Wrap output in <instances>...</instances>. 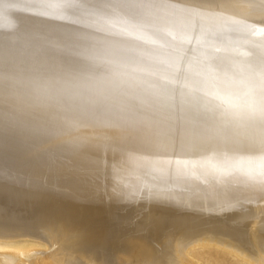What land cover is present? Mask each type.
Returning a JSON list of instances; mask_svg holds the SVG:
<instances>
[{"label": "bare ground", "instance_id": "obj_1", "mask_svg": "<svg viewBox=\"0 0 264 264\" xmlns=\"http://www.w3.org/2000/svg\"><path fill=\"white\" fill-rule=\"evenodd\" d=\"M100 1L165 40L102 87L86 40L116 20L0 0V264H264V0Z\"/></svg>", "mask_w": 264, "mask_h": 264}, {"label": "rangeland", "instance_id": "obj_2", "mask_svg": "<svg viewBox=\"0 0 264 264\" xmlns=\"http://www.w3.org/2000/svg\"><path fill=\"white\" fill-rule=\"evenodd\" d=\"M61 1V2H60ZM68 1V3H65V1L64 0H56V2H55V0H48V2H49V4H51V6H53V9H57V12H60V11H63V10H68V11H71V10H73V8H74V10L76 9V8H79V7H82L83 9V13H82V19H83V21L88 25V24H92V22L94 23V21L95 22H97L96 20H94V16H96L97 14L98 15H100V13L102 14V13H104L105 15L106 14H108V15H110L109 16V18H107L108 19V21L109 20H112V19H114V20H116L118 23V25H111V27H109L108 26V28H103V29H101V30H97V34H92L91 35V39H92V41L91 40H86V41H88V42H86V44H88L92 49L94 48V50H98L99 52H100V50L102 51V54H103V58L100 60V61H97L95 64H94V66L93 67H95V68H91V78L94 76V77H98V78H94V80L96 81L95 83H96V85H98L99 83H100V86L102 85H105L104 83H105V80H106V77L108 78V76L109 75H111L112 73H113V68H114V63L115 62H113V59L115 58V56H116V54H118V53H127V52H131V50L132 51H134L136 48L137 49H145V48H151V47H153L152 45H154L155 44V46H157V45H159V43H160V41H163V40H161L162 39V33H163V37H164V30H161V29H159L160 27H161V23L160 22H158V21H156L155 20V22H153V23H149L150 22V19H145V20H143V18H144V16L143 17H141L142 15H144V14H153V13H155V15L156 16H159V15H162V14H164L163 12H161V11H156V10H154V9H146V8H142V6H139V5H137V7L135 6V7H132L133 9H131L132 11H135V12H137V14H135V13H130V14H127V15H125V16H121V15H123L124 13V9H123V12H122V14L121 15H118V16H114L116 13H113V14H111V13H108L107 11H105L104 9L105 8H101V6L102 7H104L103 6V4H102V2L100 1V0H66V2ZM89 1V3H87ZM62 2H63V4H62ZM75 2H76V4H75ZM55 3V4H54ZM78 3V4H77ZM80 3V4H79ZM94 3V5H96V6H94V5H92ZM68 4V5H67ZM72 4V5H71ZM75 4V5H74ZM98 4H100V5H98ZM91 7H90V6ZM61 8H60V7ZM64 6V7H63ZM66 6H68V7H66ZM70 6V7H69ZM92 6H94V8L92 7ZM67 9H66V8ZM91 9H90V8ZM96 7V8H95ZM94 9V10H93ZM119 8H117V9H115V11L116 10H118ZM139 9V10H138ZM91 10H93L92 11V13H91ZM98 10H100L99 11V13H98ZM122 10V9H121ZM103 11V12H102ZM119 11H120V9H119ZM95 12V13H94ZM96 12H97V14H96ZM60 13H57V15H59ZM92 14V15H91ZM131 14H134L135 16L134 17H132L131 16ZM141 14V15H140ZM154 15V16H155ZM137 16V17H136ZM140 16V17H139ZM111 17V18H110ZM130 17H132V18H130ZM172 17H174V16H172ZM91 18H92V20H91ZM119 18H121V20L119 19ZM138 18V19H137ZM204 18V16L203 15H201V17L199 16V17H197L196 18V21L197 22H199L198 24L200 25H203L204 23H205V25H206V27L209 29H211V26H213L212 28H218V27H216V26H214V25H212L213 23H211L210 21L209 22H207L206 20H204L203 19ZM126 19V20H125ZM90 20H91V23H90ZM131 20V21H130ZM170 20V19H169ZM133 21V22H132ZM135 21V22H134ZM206 21V22H205ZM104 22V21H103ZM105 22L106 23H108L107 21H106V19H105ZM123 22V23H122ZM170 22H172V20H170ZM105 23V24H106ZM110 23V22H109ZM135 23V24H134ZM139 23V24H138ZM120 24H123V25H125L126 26V28H125V26H123L122 27V25H120ZM210 24V25H209ZM120 25V26H119ZM138 25V26H137ZM116 26H118V27H116ZM157 27V28H156ZM133 29L134 30V28L136 29V33H135V35H131V37L127 34V33H130V31H129V29ZM129 31V32H128ZM162 31V32H161ZM142 32H143V34H142ZM158 32V33H157ZM199 32V31H198ZM124 33V34H123ZM138 33V34H137ZM121 34H123L124 35V40H123V42H121V44H119L120 43V41H118V42H116V38L114 39V37H116V36H118V35H121ZM127 34V35H126ZM137 34V35H136ZM139 34H141V35H139ZM199 35H200V32L198 33ZM98 35V36H97ZM126 35V36H125ZM243 35L246 37L247 36V34H246V32H243ZM134 36V37H133ZM138 36H140V37H138ZM148 36V37H147ZM201 36V35H200ZM92 37H94V38H92ZM144 37V38H143ZM88 38H89V36H88ZM130 38H133V40H134V44H129L128 46L125 44V41H127V40H130ZM138 38V39H137ZM140 38V39H139ZM211 39H213V37H210ZM137 39V40H136ZM165 39H167L166 37H165ZM68 40V39H67ZM115 40V41H114ZM140 42H139V41ZM142 40V41H141ZM148 40L150 41L149 43H150V45H148L149 43H148ZM197 40V39H196ZM93 41H95V42H93ZM97 41V42H96ZM138 41V42H137ZM146 41H147V43H146ZM165 41V40H164ZM163 41V42H164ZM151 42L153 43V44H151ZM97 46V47H96ZM96 47V48H95ZM93 51V50H92ZM117 53H116V52ZM114 57V58H113ZM113 58V59H112ZM110 59H112V60H110ZM106 60V61H105ZM108 60H110L107 64L105 63V62H107ZM105 64H104V63ZM99 63V64H98ZM103 65V66H102ZM97 66V67H96ZM99 66V67H98ZM111 68V69H110ZM111 70V71H110ZM103 71V72H102ZM105 71V72H104ZM112 72V73H111ZM93 73V74H92ZM107 73H109L108 75H107ZM100 74V75H99ZM103 74V75H102ZM105 74V75H104ZM90 76V75H89ZM88 76V77H89ZM100 76L102 77V78H100ZM105 76V77H104ZM103 79H104V81H103ZM91 80H93V79H91ZM100 80H102V81H100ZM101 82H103L102 84H101ZM94 83V84H95ZM101 86V87H102ZM104 88L105 89H107L108 88V86H104ZM109 90H111L110 88H109ZM87 235V234H86ZM85 242H88L87 241V237H85ZM88 239H89V237H88ZM211 248V249H210ZM43 250V249H42ZM192 250V251H191ZM198 251V252H200L201 253V251L200 250H202V253H203V251L206 253V255H207V257H208V262H207V264H219V256L222 254H224V256L223 257H226V261H224V264H235L236 262H235V260H237L238 259V257H237V255H235L234 253H232V252H229L228 253V251L227 250H225V249H222V248H220V247H218V246H216V245H200V244H198V246L197 245H193V246H190L189 247V249L187 250L188 252H193V251ZM210 251V252H209ZM187 254H189V257H191V258H189V257H187L188 258V260L189 261H193L194 259L192 258V256H191V254L190 253H187ZM220 254V255H219ZM232 254V255H231ZM236 257H235V256ZM230 257V258H229ZM236 258V259H235ZM228 259V260H227ZM230 259V260H229ZM228 261V262H227ZM230 261V262H229ZM194 262H196V261H194ZM215 262V263H214ZM198 263H200V264H206V261H204V262H201V261H199Z\"/></svg>", "mask_w": 264, "mask_h": 264}]
</instances>
